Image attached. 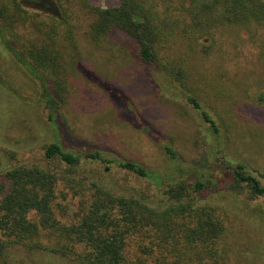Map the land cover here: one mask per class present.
Instances as JSON below:
<instances>
[{"label": "trees", "instance_id": "1", "mask_svg": "<svg viewBox=\"0 0 264 264\" xmlns=\"http://www.w3.org/2000/svg\"><path fill=\"white\" fill-rule=\"evenodd\" d=\"M52 1L57 13L21 0H0V44L39 82L50 121L76 72V31L84 13L89 15L84 24L87 42L111 39L140 65L155 68L200 109L212 133L218 131L215 121L196 95L215 91L216 97V91L229 86L221 90L216 80H244L264 61V0H117L107 7L86 0ZM262 107L264 95L259 94L250 108L260 112ZM43 149L54 168L25 163L0 175V264H13L8 252L16 246L46 250L76 264H244L245 259L254 264L236 246L231 216H237L224 205L206 202L208 194L224 190L252 203L264 198V184L244 163L222 162L231 170L226 184L198 176L171 179L165 205L158 207L142 194H119L76 178L80 156L60 142ZM166 150L175 156L171 147ZM87 156L110 161L98 151ZM118 165L159 183L158 173L141 162L122 159ZM59 184H78L86 197L74 205L63 203L66 194ZM250 216L264 225L263 206L253 207Z\"/></svg>", "mask_w": 264, "mask_h": 264}, {"label": "rangeland", "instance_id": "2", "mask_svg": "<svg viewBox=\"0 0 264 264\" xmlns=\"http://www.w3.org/2000/svg\"><path fill=\"white\" fill-rule=\"evenodd\" d=\"M21 1L38 10L58 11L52 0ZM86 1L97 7L117 3ZM157 8L162 16L163 9ZM87 14L80 16L84 20L80 23L79 19L76 31L80 50L76 72L68 80V95L54 112L53 121L40 99L39 82L0 44V175L25 163L54 168L42 152L46 144L58 141L80 156L73 172L76 178L98 182L119 194H142L153 206L165 205L167 183L173 178L191 180L198 176L228 183L231 170L225 169L222 162L244 163L264 184V108L260 112L250 108L259 94L264 95V61L248 70L244 80H216L215 87L221 90L229 85L216 91V97L215 91L195 94L201 108L215 121L218 131L212 133L200 109L186 102L183 90H176L155 68L140 65L111 39L97 45L87 42ZM166 146L175 152L174 157ZM96 151L110 161L87 156ZM122 159L143 163L158 173L159 183L122 169L118 165ZM79 187L59 184L58 189L66 194L62 202L74 205L86 197ZM206 199L224 205L237 216L231 217L239 252L254 264H264V225L250 216L253 207H264V198L252 203L224 190L208 194ZM8 258L13 264H76L55 253L26 246L14 247Z\"/></svg>", "mask_w": 264, "mask_h": 264}]
</instances>
